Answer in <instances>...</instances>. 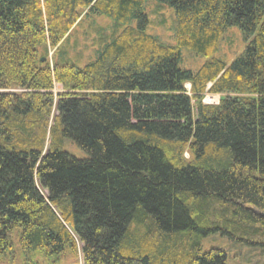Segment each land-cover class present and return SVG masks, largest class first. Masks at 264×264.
I'll return each instance as SVG.
<instances>
[{"label": "trees", "instance_id": "16d2710c", "mask_svg": "<svg viewBox=\"0 0 264 264\" xmlns=\"http://www.w3.org/2000/svg\"><path fill=\"white\" fill-rule=\"evenodd\" d=\"M147 1L0 0V264H226L200 248L213 233L264 248V0H156L172 44L146 32ZM88 16L112 31L58 62ZM182 48L207 60L182 69Z\"/></svg>", "mask_w": 264, "mask_h": 264}, {"label": "rangeland", "instance_id": "374dc122", "mask_svg": "<svg viewBox=\"0 0 264 264\" xmlns=\"http://www.w3.org/2000/svg\"><path fill=\"white\" fill-rule=\"evenodd\" d=\"M144 12L148 17L146 32L158 37L162 42L172 44L174 42L175 17L173 10L167 5L156 0H148L144 4ZM94 18V19H93ZM113 21L104 16H88L84 18L73 30L65 46L55 55L58 62L73 63L82 66L94 57L93 42L99 35H106L112 31ZM99 33V35H98ZM244 40L240 30L231 26L222 35L218 43V50L213 57L221 59L229 64L243 49ZM53 50L48 51V57L51 58ZM206 57L196 55L187 48L181 49V61L179 67L182 69L197 70L205 61ZM189 89V84L185 85ZM60 90V85H54V91ZM218 96L205 94L203 103H217ZM63 149L76 158H85L84 153L73 141L66 139L63 143ZM187 157V154H185ZM15 237V235H14ZM16 238V237H15ZM200 248L207 251L210 248H218L226 254V264H261L264 260V248L249 247L243 243L230 240L228 237L219 233L209 234L201 241ZM79 253V252H78ZM60 264H80L81 256L74 260L70 256Z\"/></svg>", "mask_w": 264, "mask_h": 264}]
</instances>
